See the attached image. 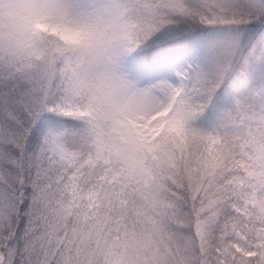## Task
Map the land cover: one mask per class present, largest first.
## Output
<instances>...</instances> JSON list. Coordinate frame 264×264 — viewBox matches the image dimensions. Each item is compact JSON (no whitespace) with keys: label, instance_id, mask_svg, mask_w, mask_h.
Returning <instances> with one entry per match:
<instances>
[{"label":"snow or ice","instance_id":"6c2138e0","mask_svg":"<svg viewBox=\"0 0 264 264\" xmlns=\"http://www.w3.org/2000/svg\"><path fill=\"white\" fill-rule=\"evenodd\" d=\"M0 264H264V0H0Z\"/></svg>","mask_w":264,"mask_h":264}]
</instances>
